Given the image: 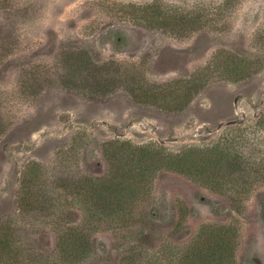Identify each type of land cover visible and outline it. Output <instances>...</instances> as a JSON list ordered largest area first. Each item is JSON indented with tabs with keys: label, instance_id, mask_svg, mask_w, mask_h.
Returning a JSON list of instances; mask_svg holds the SVG:
<instances>
[{
	"label": "rangeland",
	"instance_id": "1",
	"mask_svg": "<svg viewBox=\"0 0 264 264\" xmlns=\"http://www.w3.org/2000/svg\"><path fill=\"white\" fill-rule=\"evenodd\" d=\"M151 3L187 27L144 24L137 6ZM233 58L235 75L221 64ZM263 110L264 0H0V221L20 220L33 245L53 250L61 178L104 176L108 154L125 143L210 144L228 127L254 129ZM252 135L259 155L264 130ZM37 165L59 205L47 217H17L21 181ZM135 215L125 230L95 233L84 264L127 256L180 264L205 226L225 224L237 230L231 264H264V185L237 210L228 196L161 169Z\"/></svg>",
	"mask_w": 264,
	"mask_h": 264
},
{
	"label": "trees",
	"instance_id": "2",
	"mask_svg": "<svg viewBox=\"0 0 264 264\" xmlns=\"http://www.w3.org/2000/svg\"><path fill=\"white\" fill-rule=\"evenodd\" d=\"M137 7L146 25L164 28L171 21H179L187 27L177 13H170L174 11L157 3L145 9ZM196 9L189 14L193 17L192 24L199 25ZM221 64L224 70L227 65L233 71L229 73L235 75L240 62L233 58ZM96 83L97 87L104 86ZM253 124L254 129L250 125L228 127L216 141L192 144L180 151H171L162 144L139 147L121 144L108 154L111 169L104 176L63 177L58 181L66 198L63 205L60 202L63 225L56 233L53 250L33 245L32 239L22 233L20 220L14 217L1 220L0 264H84L96 253L93 236L102 227L116 232L125 230L134 220L139 221L135 209L148 198L156 172L161 169L181 173L228 196L239 210L249 194L264 185V152L257 155L254 151L257 145L252 141L253 133L264 130V110ZM29 171L18 190L17 217L38 212L46 217L54 214L59 204L48 196L40 165L29 167ZM204 229V237L190 245L180 264H231L237 245L236 228L225 224L207 225ZM115 264H137V261L135 256H127Z\"/></svg>",
	"mask_w": 264,
	"mask_h": 264
}]
</instances>
